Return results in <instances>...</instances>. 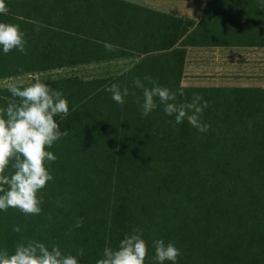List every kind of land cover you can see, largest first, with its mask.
Listing matches in <instances>:
<instances>
[{
    "label": "trees",
    "instance_id": "obj_1",
    "mask_svg": "<svg viewBox=\"0 0 264 264\" xmlns=\"http://www.w3.org/2000/svg\"><path fill=\"white\" fill-rule=\"evenodd\" d=\"M211 1L264 14L257 0ZM6 4L9 11L0 20L19 25L26 47L23 54H0V78L134 61L111 76L41 81L67 98V115L54 117L67 135L49 149L57 159L47 164L53 179L39 193L41 212H0V249L12 253L18 243L40 240L73 255L82 248L80 264H96L103 247H116L138 228L144 264H153L157 238L180 249L177 264H264V87L181 85L184 46L210 42L192 38L199 28L190 31L187 19L125 0ZM251 41L224 42L264 43ZM145 74L170 90L182 88L185 96L177 103L193 93L207 100V132L197 133L186 121L172 130L162 106L142 117V92L132 81ZM114 82L129 88L122 105L105 91ZM13 99L19 102L0 87V107ZM78 218L82 223L75 228Z\"/></svg>",
    "mask_w": 264,
    "mask_h": 264
},
{
    "label": "clouds",
    "instance_id": "obj_2",
    "mask_svg": "<svg viewBox=\"0 0 264 264\" xmlns=\"http://www.w3.org/2000/svg\"><path fill=\"white\" fill-rule=\"evenodd\" d=\"M257 2L264 7V0ZM8 11L6 0H0V15ZM25 47V33L19 25L0 20V54L6 55L13 49L23 54ZM104 47L110 50L113 45L106 42ZM132 83L142 92L138 108L142 117L162 106L164 115L171 117L172 130L186 121L197 133L207 132L210 125L202 120V113L208 101L199 93H193L190 101L177 103V97L185 96L182 88L170 90L148 74L143 79L134 77ZM4 87L12 98H19V102L13 99L0 107V212L14 208L26 215H36L41 212L43 203L39 193L53 179L47 164L57 159L49 149L67 135L54 117L67 115L68 101L62 90L51 89L39 80L27 84L13 81ZM105 91L121 105L130 94L128 87L115 82L107 85ZM82 219L78 218L73 227H80ZM12 230L19 232L20 228L14 225ZM152 248L150 260L153 264H165V261L177 264L180 249L173 242L157 238L152 241ZM83 254L82 248L76 249L73 255L65 253L57 244L49 247L40 240L29 239L18 243L12 253L0 249V264H80ZM145 255L141 231L133 228L116 247H103L96 264H144Z\"/></svg>",
    "mask_w": 264,
    "mask_h": 264
},
{
    "label": "crops",
    "instance_id": "obj_3",
    "mask_svg": "<svg viewBox=\"0 0 264 264\" xmlns=\"http://www.w3.org/2000/svg\"><path fill=\"white\" fill-rule=\"evenodd\" d=\"M192 22L180 84L192 87H264V14L236 12L211 0H125ZM218 9L222 10L220 13ZM217 25L216 27L214 25ZM214 28L219 31L214 32ZM221 28V29H220ZM196 29V30H197ZM221 42V43H220ZM252 42V41H251Z\"/></svg>",
    "mask_w": 264,
    "mask_h": 264
},
{
    "label": "rangeland",
    "instance_id": "obj_4",
    "mask_svg": "<svg viewBox=\"0 0 264 264\" xmlns=\"http://www.w3.org/2000/svg\"><path fill=\"white\" fill-rule=\"evenodd\" d=\"M133 61L134 58H125L109 62H97L91 64L52 68L34 73H24L1 77L0 87H4L6 83L13 81H24L25 83H28L33 80L45 81L49 79L72 76H78L85 79L91 77L111 76L117 73L119 70L128 68L133 63Z\"/></svg>",
    "mask_w": 264,
    "mask_h": 264
}]
</instances>
